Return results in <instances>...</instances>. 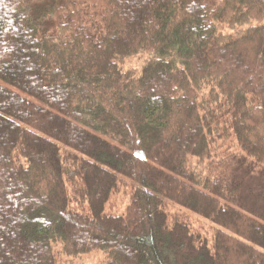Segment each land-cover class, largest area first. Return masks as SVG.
<instances>
[{
	"label": "trees",
	"instance_id": "16d2710c",
	"mask_svg": "<svg viewBox=\"0 0 264 264\" xmlns=\"http://www.w3.org/2000/svg\"><path fill=\"white\" fill-rule=\"evenodd\" d=\"M56 245L264 264V0H0V264Z\"/></svg>",
	"mask_w": 264,
	"mask_h": 264
},
{
	"label": "rangeland",
	"instance_id": "374dc122",
	"mask_svg": "<svg viewBox=\"0 0 264 264\" xmlns=\"http://www.w3.org/2000/svg\"><path fill=\"white\" fill-rule=\"evenodd\" d=\"M147 56V53L140 52L136 55L123 58L121 60V65L124 69L140 70ZM71 173L72 171L69 172V175ZM128 184L129 183L126 181H124V184H119L117 191L111 195L108 201L106 206L107 211L119 213L124 210V207L128 203V195L130 191ZM68 188L69 190H72V184H69ZM170 211L172 217L175 216L177 218L186 219L193 229L200 231L202 235L207 234V237L210 235L212 224L208 219L178 206H172ZM56 252L58 253V263L60 264H101L106 253L104 250L97 249L75 256H68L62 254L59 250V245H56Z\"/></svg>",
	"mask_w": 264,
	"mask_h": 264
}]
</instances>
